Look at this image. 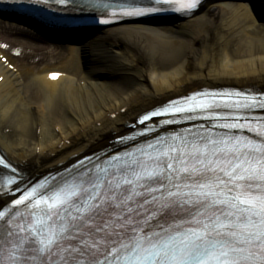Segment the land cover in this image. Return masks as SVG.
Listing matches in <instances>:
<instances>
[{
  "label": "snow or ice",
  "instance_id": "1",
  "mask_svg": "<svg viewBox=\"0 0 264 264\" xmlns=\"http://www.w3.org/2000/svg\"><path fill=\"white\" fill-rule=\"evenodd\" d=\"M90 2L110 8L106 0ZM200 2L123 0L112 15L188 13ZM225 106L239 113L264 111V97ZM215 107L193 96L163 105L140 123L199 113L192 119L221 121L211 127L223 131L162 136L161 143L142 149L145 156H120L111 167L0 201V264H264V116L248 123L243 114H206ZM244 132L259 141L235 134ZM0 165L9 168L3 156ZM18 183L0 185V197L16 195L12 185Z\"/></svg>",
  "mask_w": 264,
  "mask_h": 264
},
{
  "label": "bare ground",
  "instance_id": "2",
  "mask_svg": "<svg viewBox=\"0 0 264 264\" xmlns=\"http://www.w3.org/2000/svg\"><path fill=\"white\" fill-rule=\"evenodd\" d=\"M254 8L212 0L176 24L124 23L80 46L47 47L0 26V40L21 50L0 48V149L39 179L111 149L140 116L193 91L264 92V12Z\"/></svg>",
  "mask_w": 264,
  "mask_h": 264
},
{
  "label": "rangeland",
  "instance_id": "3",
  "mask_svg": "<svg viewBox=\"0 0 264 264\" xmlns=\"http://www.w3.org/2000/svg\"><path fill=\"white\" fill-rule=\"evenodd\" d=\"M258 15V14H257ZM114 66V65H113ZM95 82H97V79L94 80Z\"/></svg>",
  "mask_w": 264,
  "mask_h": 264
}]
</instances>
